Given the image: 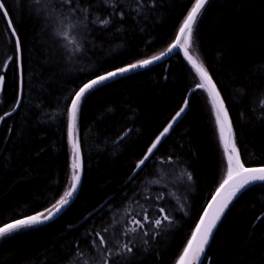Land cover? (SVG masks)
Wrapping results in <instances>:
<instances>
[{
	"label": "trees",
	"instance_id": "obj_1",
	"mask_svg": "<svg viewBox=\"0 0 264 264\" xmlns=\"http://www.w3.org/2000/svg\"><path fill=\"white\" fill-rule=\"evenodd\" d=\"M3 2L23 50L22 71L10 63L0 92L3 115L15 104L21 81V105L0 122V226L46 213L69 187L67 108L74 92L99 74L165 51L194 0H74L89 7L87 27L79 16L53 8L60 0L46 6L58 22L36 12L37 0ZM112 3L123 19L113 14ZM97 17L112 23L100 28L92 23ZM64 31L74 43L63 38ZM6 32L7 21L0 18V62L15 55L14 38ZM192 52L221 94L242 162L264 166V0H209L195 26ZM198 83L177 52L87 94L77 117L78 191L50 222L0 238V264H102L107 253L98 247L97 233L113 253L118 244L133 247V256L113 255V264H176L224 180L219 139L205 107L209 97ZM185 99L180 119L133 175ZM160 207L171 223L155 229L150 220ZM200 264H264V185L233 199Z\"/></svg>",
	"mask_w": 264,
	"mask_h": 264
},
{
	"label": "snow or ice",
	"instance_id": "obj_2",
	"mask_svg": "<svg viewBox=\"0 0 264 264\" xmlns=\"http://www.w3.org/2000/svg\"><path fill=\"white\" fill-rule=\"evenodd\" d=\"M37 2H39V0H37ZM137 2L140 3V0H137ZM208 4L209 0H194L190 10L187 12V15L179 26L174 41L159 55H154L149 59L139 60L137 63L129 64L127 67H119L116 70L108 71L105 74H99L95 78L89 79L86 83H83L82 86L79 87V90L74 92L71 98V106L67 108L68 135L72 145L69 187L64 191L63 195L46 210V213L39 212L34 215H29L26 218L16 219L13 223H6L3 226H0V238L10 236L22 229L38 227L54 219L67 205H69L74 194L78 191V186L81 184L82 179V163L81 148L76 138L77 117L81 103L86 98V95L90 94L93 90H96L100 85H105L108 81L124 76L133 70L147 68L156 62L163 61L171 55L177 54V50H179L183 52L184 58L187 60L188 64L191 65L199 78V83L196 87L203 89L208 94L215 117V123L219 132V139L227 160L226 178L216 189V193L212 197L207 208L204 209L203 215L199 219V223L196 224L195 230L191 234V238L187 240V245L183 248L182 254L179 256L176 264H199V262H202L207 246L210 244L214 235V230L217 228L218 223L221 221L233 199L243 190L256 183L264 185V166L246 167L242 162L240 151L235 142V134L229 118V113L225 107L223 99L221 98V94L217 90V86L213 82L208 69L200 61L199 57L192 52L195 39V26ZM64 5H67L68 7L65 9ZM110 7L113 9V14L119 15L120 19L124 18V13L122 11H116L115 3L110 4ZM53 8H61L64 11L70 12L74 17L79 16L80 22L87 27L86 22L89 20L88 14L90 11L88 6H81L78 3H74V0H60L58 4L53 5ZM0 18L7 21V29L10 30V32H6L5 35L10 40L14 38L15 42L14 57H9L8 61L0 62V86H2L6 79L3 72L10 67V63H15L17 68H20L22 71L23 48L17 28L13 23L8 7L3 0H0ZM92 23L97 24L100 28H107L112 21L108 18L97 17ZM62 35L69 43H74L69 32L64 31ZM79 50V46L74 49V51L77 52ZM21 102V98L18 95L11 111H7L3 115H0V122L5 121L7 117H10L12 113L16 112L17 108L21 105ZM187 105L188 100L185 99L184 107H181L172 118L173 122L169 123L168 126L156 136L155 140L147 147L146 153L138 160L133 175H135L136 171L140 170L142 166L154 156L158 146L161 145L163 138L169 133L176 119L184 113ZM261 107L264 108V101H261ZM9 131H11V129H9ZM188 179H192L190 174L188 175ZM144 219L148 221L150 218L146 214ZM165 222L171 223V219L165 209L160 207L158 218L151 219L150 223L155 229H160ZM133 223H136L137 228L143 227V224L138 221H133ZM135 230L136 229H129L128 231L135 232ZM158 234L159 233L157 232L156 235ZM96 235L99 237L98 247L104 249L107 253L106 257L102 259V264H113V255L125 258L134 255V249L129 246L128 243L118 244L117 250L113 253V250L107 247V238L100 233H97ZM145 235H147V232H145ZM93 243L95 245V241ZM80 255L82 256V254Z\"/></svg>",
	"mask_w": 264,
	"mask_h": 264
},
{
	"label": "rangeland",
	"instance_id": "obj_3",
	"mask_svg": "<svg viewBox=\"0 0 264 264\" xmlns=\"http://www.w3.org/2000/svg\"><path fill=\"white\" fill-rule=\"evenodd\" d=\"M49 2H50V0H39V2H35L36 5H37V6H35L36 12L43 13V15L50 22H54V21H57L58 22V21H61L60 19H57L58 16L56 14H54V12H52L51 10H50V13L48 12V8L46 6H47V4ZM203 97H205V96L203 95ZM205 104H206L205 107H206L209 115H211V118H210L211 125L214 126V129L216 131L217 137L219 139V132H218V129H217V126H216V123H215V117H214V114H213V110L211 108L212 105L210 103V100L207 99L206 97H205ZM76 134H77V130H76ZM218 148H219V158H220V163H221V175L225 179L226 178V175H227V160H226V157L224 155V149H223V146H222V144L220 142V139H219V143H218ZM71 162H72V157H71Z\"/></svg>",
	"mask_w": 264,
	"mask_h": 264
},
{
	"label": "water",
	"instance_id": "obj_4",
	"mask_svg": "<svg viewBox=\"0 0 264 264\" xmlns=\"http://www.w3.org/2000/svg\"><path fill=\"white\" fill-rule=\"evenodd\" d=\"M177 52H179L180 54H181V56L184 58V55H183V52L182 51H179V50H177ZM185 59V58H184ZM185 61L187 62V60L185 59ZM161 62V61H160ZM157 63H159V62H156V63H154V64H157ZM188 63V62H187ZM153 64V65H154ZM189 65V64H188ZM150 66H152V65H150ZM149 66V67H150ZM191 66V65H190ZM143 69H145V68H143ZM139 70H142V69H136V70H133V71H131V72H129V73H132V72H135V71H139ZM129 73H127V74H129ZM1 89H2V86H0V92H1ZM18 95L20 96V98H21V81L19 82V93H18ZM183 114V113H182ZM182 114H181V116H182ZM180 116V117H181ZM180 117L179 118H177L176 119V121L173 123V125L180 119ZM173 122V121H172ZM137 172V171H136ZM216 193V192H215ZM215 193L212 195V197L215 195ZM212 197L209 199V201H208V203L206 204V206H205V208L204 209H206L207 208V206H208V204L211 202V200H212ZM204 212V211H203ZM202 215H203V213H202ZM201 215V216H202ZM51 221V220H50ZM50 221H48V222H50ZM48 222H46V223H48ZM46 223H44V224H46ZM198 223H199V221H198ZM197 223V224H198ZM199 264H200V262H199Z\"/></svg>",
	"mask_w": 264,
	"mask_h": 264
}]
</instances>
